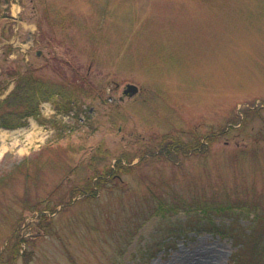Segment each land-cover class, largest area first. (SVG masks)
Masks as SVG:
<instances>
[{"label":"rangeland","instance_id":"374dc122","mask_svg":"<svg viewBox=\"0 0 264 264\" xmlns=\"http://www.w3.org/2000/svg\"><path fill=\"white\" fill-rule=\"evenodd\" d=\"M17 67L59 93L0 129V264H236L193 207L231 204L210 217L244 228L238 205L264 207V0H0V79ZM213 130L204 151L151 154ZM119 158L95 196L69 195Z\"/></svg>","mask_w":264,"mask_h":264},{"label":"trees","instance_id":"16d2710c","mask_svg":"<svg viewBox=\"0 0 264 264\" xmlns=\"http://www.w3.org/2000/svg\"><path fill=\"white\" fill-rule=\"evenodd\" d=\"M8 76H10V79L7 82L0 79V128L12 129L24 126L27 124L29 117H35L41 122L42 120L39 118L40 103L49 99L54 94L59 93L55 84L42 78L40 75L34 74L31 70H28V68L21 70L17 67L8 72ZM9 82H12L13 86L4 94V90L8 87L7 84H9ZM2 94L4 95L1 96ZM73 95L74 92L70 93L57 109H61L65 112L70 110ZM240 121L244 122L243 118L240 119ZM238 122L237 119L233 120L230 125L222 126L221 131L226 133L229 128H233ZM218 133L219 131L213 130L212 134L206 133L202 136L203 138L196 135L188 142L178 138H167L164 136L161 141L158 142L157 148L151 151V154L155 153L160 156H166L181 151H204L207 149L208 144L216 140ZM121 161L120 158L115 160L113 165H108L102 174L97 172L94 181L87 182L84 184L85 186L82 185L77 187L75 191H70L69 195L73 196L74 194H80L83 196H95L98 188L103 185L105 177L114 176L124 169H127ZM24 163L26 162L21 161L18 165H25ZM12 172L13 170L11 169L6 176H0V180L3 181L4 177L5 179L8 178ZM160 204L163 205V203ZM174 205L177 206L179 204L174 203L172 205L171 203L170 208L176 210L177 207ZM25 207L38 210V217L41 220L49 218L48 213L39 208L37 204L32 206L27 204ZM238 207L248 214L253 212L252 221L247 228H244L237 218H232L227 225H224L216 222L210 217L209 214L213 210L232 209L233 206H231V204L202 202L200 205H196V207L194 206L193 208L207 214V220L202 223L206 225L203 228L221 237H229L231 239L235 245V251L231 259H233L236 264H264V207L255 204L250 206L239 204ZM55 209V206H51L47 208V211L51 213ZM194 226L195 225H193V227ZM21 241L26 240L22 236L17 235L14 240V256L21 254L23 257H26L27 251H18ZM24 263L26 264L27 260H25Z\"/></svg>","mask_w":264,"mask_h":264},{"label":"water","instance_id":"95a60500","mask_svg":"<svg viewBox=\"0 0 264 264\" xmlns=\"http://www.w3.org/2000/svg\"><path fill=\"white\" fill-rule=\"evenodd\" d=\"M137 91H138L137 85H135L133 83H127L124 90H123V93L131 96L134 93H136Z\"/></svg>","mask_w":264,"mask_h":264},{"label":"bare ground","instance_id":"6f19581e","mask_svg":"<svg viewBox=\"0 0 264 264\" xmlns=\"http://www.w3.org/2000/svg\"><path fill=\"white\" fill-rule=\"evenodd\" d=\"M3 150H4V145L0 144V154L2 153Z\"/></svg>","mask_w":264,"mask_h":264}]
</instances>
